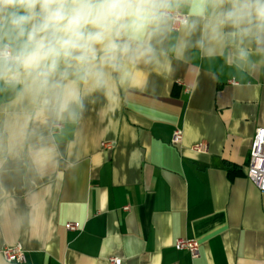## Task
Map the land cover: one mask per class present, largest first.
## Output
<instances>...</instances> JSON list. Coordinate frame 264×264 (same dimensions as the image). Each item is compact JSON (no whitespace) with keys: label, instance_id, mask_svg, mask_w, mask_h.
Instances as JSON below:
<instances>
[{"label":"crops","instance_id":"crops-1","mask_svg":"<svg viewBox=\"0 0 264 264\" xmlns=\"http://www.w3.org/2000/svg\"><path fill=\"white\" fill-rule=\"evenodd\" d=\"M177 9L196 27L169 21L135 83L113 74L110 88H82L74 118L0 85V264H17L1 254L16 243L21 264H264V193L246 177L264 58L210 41L211 8ZM176 238L198 241L199 256Z\"/></svg>","mask_w":264,"mask_h":264},{"label":"clouds","instance_id":"clouds-1","mask_svg":"<svg viewBox=\"0 0 264 264\" xmlns=\"http://www.w3.org/2000/svg\"><path fill=\"white\" fill-rule=\"evenodd\" d=\"M185 0H0V85L40 113L75 117L81 89L135 83L133 67L155 55ZM210 41L231 44L249 62L264 58V0H191ZM191 29L195 23L188 25ZM225 29H228L225 31ZM264 62V60H262Z\"/></svg>","mask_w":264,"mask_h":264},{"label":"built area","instance_id":"built-area-1","mask_svg":"<svg viewBox=\"0 0 264 264\" xmlns=\"http://www.w3.org/2000/svg\"><path fill=\"white\" fill-rule=\"evenodd\" d=\"M173 19L171 21L172 29H178L181 26H185L184 21L189 20V15L175 9L172 13ZM232 84H236L235 81H230ZM182 140V131L176 129L173 132L171 143L179 144ZM191 149L197 152H203L206 150V143L203 141L197 142L191 146ZM246 177L256 186L258 190L264 193V126H259L255 129L254 135L251 140L249 149V158L247 164ZM124 209H128L127 206ZM80 225L77 222L65 223V228L68 230H77ZM173 246L177 250H186L192 258L199 256V242L195 239L176 238ZM1 254L5 261L10 263L21 264L25 262V250L20 243H16L11 246H3ZM109 262L111 264H120L121 259L118 257H110Z\"/></svg>","mask_w":264,"mask_h":264}]
</instances>
